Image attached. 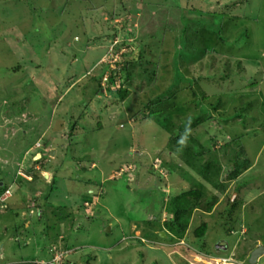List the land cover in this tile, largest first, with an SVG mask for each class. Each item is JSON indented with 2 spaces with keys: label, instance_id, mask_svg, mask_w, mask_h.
I'll list each match as a JSON object with an SVG mask.
<instances>
[{
  "label": "rangeland",
  "instance_id": "rangeland-1",
  "mask_svg": "<svg viewBox=\"0 0 264 264\" xmlns=\"http://www.w3.org/2000/svg\"><path fill=\"white\" fill-rule=\"evenodd\" d=\"M170 124L201 162L214 151L221 187L168 147ZM185 172L206 194L178 236L166 206L191 188ZM0 182V264H250L264 245V0H0Z\"/></svg>",
  "mask_w": 264,
  "mask_h": 264
},
{
  "label": "trees",
  "instance_id": "trees-1",
  "mask_svg": "<svg viewBox=\"0 0 264 264\" xmlns=\"http://www.w3.org/2000/svg\"><path fill=\"white\" fill-rule=\"evenodd\" d=\"M180 81H186V78L178 74L176 76L175 83L171 85V88H169L168 91L173 89L174 85L176 83H179ZM167 93L168 92H165L159 96H156V99H157L156 102L163 103L165 99L167 98ZM220 101L221 99L217 101V104H220ZM154 102H155V99L151 100L149 104L147 105V107L150 109L149 111L150 116H155L157 113H160V109L154 106ZM202 111L205 112L206 109L202 108ZM190 121H191L192 126H195L196 124L201 123L202 118L201 117L192 118ZM172 126L173 125L170 124L169 127L167 126L166 127L163 126L164 128L162 127L163 130L167 131L170 134L168 147L174 150L175 152H177V154H179L180 160H182L184 164H186L189 168L196 171V173L200 175L206 183L211 185L213 188L221 187L222 183H220L218 180V176L220 172V163H219V159L214 155V151L213 150L210 151L209 158L205 160L204 162H201V157L199 153L194 151L192 148H190V146L186 145V143L181 140L178 131L174 130V127L172 128ZM180 127L182 128V126ZM230 155L231 153L229 154V152L225 153V156L228 158V160L235 163L236 162L235 158L234 157L230 158L229 157ZM170 165L174 166L175 163L170 162ZM239 172H240V169L235 170L236 174H239ZM184 177L187 181L189 180V182H191V188L189 190L183 191L169 198L168 203H167L168 205L166 206L169 214L171 215V219H169V221L166 223V226L170 229L173 228L176 232L175 234H177L178 236H181V234L183 235V233L185 232V223L183 221L188 215L187 214L188 210L192 207V205L195 207V205H197V203L206 194V186L204 184L192 179V177L188 173H186ZM9 186H10L9 184L7 183L5 184L4 182H2V185L0 186V195ZM162 195H163L162 196V199H163L165 196V193H162ZM212 197L215 198L216 196L213 195ZM237 204H238L237 200H235L234 202L230 201V207L227 209L228 216L237 207ZM207 231H208L207 222L205 221L200 222L193 229V234H194L195 239L200 241L206 236ZM205 246H206L205 244L200 245L197 253H199L200 250L201 251L205 250ZM189 250L190 248H187L186 251L190 252ZM221 250H224V249H221ZM64 261H65L64 264L70 263V261H67L66 259H64ZM86 262H88V259H86ZM9 264H21V263H9Z\"/></svg>",
  "mask_w": 264,
  "mask_h": 264
},
{
  "label": "water",
  "instance_id": "water-1",
  "mask_svg": "<svg viewBox=\"0 0 264 264\" xmlns=\"http://www.w3.org/2000/svg\"><path fill=\"white\" fill-rule=\"evenodd\" d=\"M53 153V150L50 152ZM41 156L40 153L36 154L34 160H37ZM2 185V182H0V186ZM108 230V229H107ZM221 249H226L224 246H221ZM264 252V245L257 246L254 250L250 252V256L248 258V262L250 264H255L257 259L263 254Z\"/></svg>",
  "mask_w": 264,
  "mask_h": 264
},
{
  "label": "built area",
  "instance_id": "built-area-1",
  "mask_svg": "<svg viewBox=\"0 0 264 264\" xmlns=\"http://www.w3.org/2000/svg\"><path fill=\"white\" fill-rule=\"evenodd\" d=\"M12 195L9 188H7L1 195H0V209L4 208L5 202L9 199Z\"/></svg>",
  "mask_w": 264,
  "mask_h": 264
},
{
  "label": "clouds",
  "instance_id": "clouds-1",
  "mask_svg": "<svg viewBox=\"0 0 264 264\" xmlns=\"http://www.w3.org/2000/svg\"><path fill=\"white\" fill-rule=\"evenodd\" d=\"M8 188L10 189V186H9ZM10 191H11V189H10ZM11 193H12V191H11ZM11 196H12V195H11ZM11 196H10V197H11ZM10 197H9V198H10ZM8 200H9V199H8ZM221 246H222V245H221ZM221 246H220V248H221ZM259 246H260V245H259ZM224 250H226V249H224ZM252 250H254V249H252ZM249 256H250V255H249ZM257 260H258V259H257ZM256 262H257V261H256Z\"/></svg>",
  "mask_w": 264,
  "mask_h": 264
},
{
  "label": "flooded vegetation",
  "instance_id": "flooded-vegetation-1",
  "mask_svg": "<svg viewBox=\"0 0 264 264\" xmlns=\"http://www.w3.org/2000/svg\"><path fill=\"white\" fill-rule=\"evenodd\" d=\"M40 146V145H39ZM218 246H221V245H218Z\"/></svg>",
  "mask_w": 264,
  "mask_h": 264
}]
</instances>
